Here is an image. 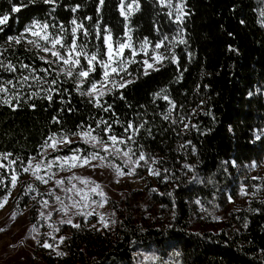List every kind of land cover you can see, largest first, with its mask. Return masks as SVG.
<instances>
[{
  "label": "trees",
  "instance_id": "obj_1",
  "mask_svg": "<svg viewBox=\"0 0 264 264\" xmlns=\"http://www.w3.org/2000/svg\"><path fill=\"white\" fill-rule=\"evenodd\" d=\"M19 3L20 0H0V13L10 14L0 33V43L9 35L23 32L33 20L63 23L70 28L73 17L79 20L85 16L92 17L85 21L90 32L99 20L101 35L107 26L114 39L124 37L127 24L135 42L147 37L154 45L165 34L171 39L179 27L184 29L187 41L174 49L178 65L165 59L162 65H156L159 71L149 69V75L141 74L134 83L120 89L123 100L119 99V92L103 97L121 122L147 120L145 128H151L150 135L141 130L137 140L146 153L161 161L155 166L160 168L161 176H156V183L146 188L145 205L139 193L122 198L120 206L113 205L116 210L111 220L115 223L110 222L108 228L97 218L91 228L83 223V218L74 222L81 225L79 229L54 222L59 231L51 244L59 245L57 250L66 255L58 256L52 249L42 251L32 264H139L144 255L167 264H264V179L245 187L252 188V192L248 198H241L238 209L225 204L219 228L206 229L199 221L200 212H214L227 195L238 196L240 183L253 184L248 169L253 162L264 159V135L256 139L257 134L264 132V17L260 16L264 2L187 0L190 15L183 25L173 23L165 14L168 9L159 7L156 0H139L140 10L133 11L128 21L120 15L119 0H105L99 16L97 0H58L54 12L52 5L43 0H23L27 7L11 13L12 4ZM127 3L125 0L126 8ZM77 5L79 10L73 13L72 8ZM91 40L89 49L93 50L95 44L103 53L102 40L96 41L94 36ZM25 47L16 46V55L25 62L45 66L33 60V53L24 51ZM137 69L143 72L139 64H132L129 71L135 73ZM181 74L182 79H178ZM99 76L98 68L95 77ZM63 87L70 95H54L51 103L35 98L21 102L15 111L0 105V153L12 152L14 157L27 158L37 153L51 133L75 132L81 124L95 127L94 121L100 118L115 119L80 96L71 80ZM165 88L177 105L173 118L183 115L199 131L191 125L184 130L183 124L162 119L169 105L155 94ZM31 104L34 109L29 107ZM54 117L61 120L59 125L53 122ZM114 130L122 131L119 125H114ZM77 146L88 148L72 145ZM65 153L67 148L52 155ZM185 164L190 168H185ZM25 175L19 179L22 181L14 203L16 212L28 204L33 194H24L26 186H36ZM253 186L261 187L255 195ZM6 191L0 188V197ZM158 212L169 218L168 223H147L159 217ZM27 216L30 222H36V214ZM61 237L65 238L63 244H59Z\"/></svg>",
  "mask_w": 264,
  "mask_h": 264
},
{
  "label": "snow or ice",
  "instance_id": "obj_2",
  "mask_svg": "<svg viewBox=\"0 0 264 264\" xmlns=\"http://www.w3.org/2000/svg\"><path fill=\"white\" fill-rule=\"evenodd\" d=\"M34 2L35 0H29V3ZM43 3L52 5L53 12L58 6V0H43ZM156 3L159 7L168 9L165 14L177 25H183L185 18L190 15L187 0H156ZM104 5L105 0H97L96 12L98 16ZM22 7H27V5L23 3V0H20L19 4H12L10 11L17 13L21 11ZM79 7V5L73 7L72 12L78 11ZM118 10L125 21H128L133 11L140 10L139 0H128L127 8L125 0H119ZM260 16L264 17V10L260 11ZM9 19V13H0V33L4 32L3 26ZM53 19L55 18L53 17ZM91 20V16H85L79 20L73 17L70 21V28L65 27L63 23L33 20L32 23L25 26L23 32L9 35L0 43V105H5L15 111L20 107L21 102L26 103L35 98L51 103L54 95L69 94L68 89L63 85L66 81L71 80L75 85V91L80 96L87 97L93 107L104 113H111L115 117L111 121L104 118L95 120V127L92 124L78 125V130L75 132L61 130L51 133L41 143L37 153L29 155L27 158L14 157L12 152L0 153V170H3L0 171V188L7 189L5 195L0 197V210L8 204L12 190L17 187L20 176L28 174L40 184L52 183L54 185L52 189L41 193L36 186L29 183L24 194L35 193L37 196L46 195L53 198L59 205V208L55 210L66 217L59 221L60 224L71 225V227L79 229L81 225L73 222L74 216L84 217L86 221L88 217L97 215L99 223L104 228H108L110 222L115 223V221L96 211L97 208H102L107 203L106 192L102 185L96 181L76 175L75 169L108 167L115 172L116 176L124 177L134 176L136 169L145 167L149 175L161 176L160 168L155 167L161 164V161L146 153L144 146L137 140L141 130L151 134V128H145L148 121L121 122L112 105L103 97L119 92V99L123 100L125 97L119 91L120 89L134 83L141 74L149 75V69L159 71L160 69L156 65H162L165 59H171L178 65L179 60L174 49L177 45L187 43L184 38V29L179 27L171 39L167 34L163 35L154 45L147 37L137 45L131 35L132 29L127 24L124 37L114 39L111 29L107 26L103 29V36L101 35L99 20L90 32L89 28L85 26V21ZM69 36L71 39H68ZM92 36L96 41L102 40L103 53L95 44H93V50L89 49L88 45L92 43ZM20 45H25L24 51L33 53V60H38L45 66L25 62L19 55H16V46ZM162 48H164L163 52L160 51ZM126 50L128 55H125ZM137 56L145 58L137 60ZM132 64H139L143 68V72L140 73L139 69L135 73L129 71ZM98 68L100 76L96 78L95 74ZM178 79H182V74ZM167 91L165 88L155 94L156 97L167 101L169 105L166 112L162 114V119L170 121L172 124H183L184 130H187L191 125V128L199 131L197 126L191 124L190 119L185 116L178 114L176 118H173L177 105L167 94ZM60 102L65 103L64 100ZM70 102L69 99L67 103L70 104ZM29 107L34 109L35 105L31 104ZM67 110L72 111L71 108ZM53 122L59 125L61 120L54 117ZM114 125H119L122 131L117 133L114 130ZM260 135H264V132L257 134L256 139H260ZM73 144L87 145L88 148L72 147ZM65 148H67V153L52 155L64 152ZM117 160L120 161L119 164L116 163ZM256 166L255 162L251 165L252 168ZM184 167L190 168L187 164ZM163 171L167 173L168 169L165 168ZM63 172L72 173V175L57 178ZM193 178L195 179V177ZM252 179L260 180L262 178L252 177ZM253 187L255 191L252 195L261 190L259 186ZM57 189L64 195L58 194ZM240 194L242 196L249 195L244 188L241 189ZM94 197H99V199ZM32 198L35 199V196ZM229 199L231 198L229 197ZM41 203L44 208L50 206L48 199L42 200ZM196 203L199 204L200 201L197 200ZM40 216L44 218L45 213L40 212ZM47 218L51 219V213ZM12 219H16L15 214L12 215ZM49 227L53 226L49 225ZM54 231L58 232L59 228H54ZM48 235L51 236V233ZM52 239L55 237L53 236ZM64 239L61 237L59 244H63ZM41 246L45 249H52L58 256L66 255V253L57 250L59 245L54 247L53 244L44 242Z\"/></svg>",
  "mask_w": 264,
  "mask_h": 264
},
{
  "label": "rangeland",
  "instance_id": "obj_3",
  "mask_svg": "<svg viewBox=\"0 0 264 264\" xmlns=\"http://www.w3.org/2000/svg\"><path fill=\"white\" fill-rule=\"evenodd\" d=\"M141 42V41H140ZM138 45L139 42H136ZM125 55H128L127 50L125 51ZM151 55V52H149ZM143 57V56H142ZM145 57H143L144 59ZM116 163H120L119 160ZM257 166L255 168L248 169V177L249 180L254 181L253 184L248 183H240L238 185L239 191L238 196L232 197L229 195L226 196L225 202L222 204H218L216 208H214V212L206 213L204 211L200 212L201 218L199 219L200 225L205 226L204 228L209 229L210 226L214 228H219L221 223V217L223 214V208L225 204L231 209H238L242 204V197L248 198L252 192V188L245 189V187H249L252 185H256L262 179H264V159L258 163H255ZM252 165V164H251ZM127 170V169H125ZM76 175H80L82 177L90 178L97 183L101 184L104 191L108 196V201L102 208H97L96 211L100 214H104L106 218H114L115 208L113 205L118 204L120 206L122 204V198H127L132 193H139V195L144 200V205L147 202V199L144 197L146 194V188L151 184L156 183V176L149 175L147 168L140 167L136 169V175L134 176H124L118 177L115 172L108 167H97L95 169L91 167H81L74 170ZM139 173V174H138ZM72 173L63 172L60 173L57 178H64ZM252 177H261L260 180H254ZM26 179H30L32 183L36 184V187L42 189L47 192L52 189L54 185L49 183L48 185L40 184L38 181H35L28 174L25 175ZM22 180L18 181L17 187L12 190L11 198L9 199L8 204L0 210V264H32V262L39 258L40 253L42 251H50V249H45L41 245L44 242L50 243L57 238L56 231H53L55 227V223H59L61 219H66L62 213L56 211L55 209L59 208V205L55 203L54 199L50 197H42L37 196L35 193L32 194L31 198L28 201V204L24 206L20 211L16 212V207H14L18 186L20 185ZM117 181H119L117 183ZM81 187H83L81 185ZM244 188L249 195L242 196L240 194L241 189ZM57 193L63 196L62 192H59L57 189ZM35 196V199L32 197ZM229 197L231 199H229ZM95 199H99V197H94ZM44 199L49 200V207L44 208L42 206L41 201ZM137 202H140L136 199ZM139 205V204H138ZM143 205V206H144ZM36 209V213L34 212ZM40 212L45 213V217L41 218ZM34 213L36 214V222H30L28 219V214ZM51 213V219H48V214ZM114 213V215H113ZM164 212H162L163 214ZM16 215V219H12V215ZM155 218L153 221L148 220L147 223L157 226H164L168 223L169 218H163V215ZM206 214L208 216H206ZM83 218V223L87 224L90 228L96 225V218L99 222V217L97 215H93L87 218L85 221L84 217L74 216L73 222H76L77 219ZM55 222V223H54ZM42 225V226H40ZM52 225L53 227H49ZM35 228V231H33ZM51 233V236L48 235ZM48 236V239H47ZM55 239H52V237ZM39 242V243H38ZM151 258V259H148ZM139 264H167L165 262H158L156 257H151L149 255L142 256V262Z\"/></svg>",
  "mask_w": 264,
  "mask_h": 264
}]
</instances>
